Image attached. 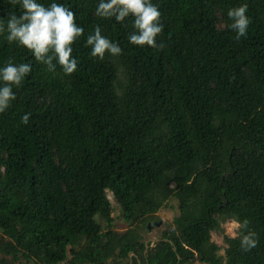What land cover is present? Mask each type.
I'll return each mask as SVG.
<instances>
[{
  "label": "trees",
  "instance_id": "16d2710c",
  "mask_svg": "<svg viewBox=\"0 0 264 264\" xmlns=\"http://www.w3.org/2000/svg\"><path fill=\"white\" fill-rule=\"evenodd\" d=\"M62 2L85 36L100 24L123 51L91 58L82 37L71 75L32 61L0 113L2 255L34 264L68 253L69 264H264V0H244L251 23L239 41L226 13L242 0H160L159 47L129 44L131 21L97 18L96 0ZM11 9L0 0V17ZM29 55L0 37V62ZM108 193L131 224L125 232L109 228ZM170 199L178 215L145 246L143 231ZM244 218L255 248L242 249L238 235H224L223 249L211 241L222 223Z\"/></svg>",
  "mask_w": 264,
  "mask_h": 264
},
{
  "label": "clouds",
  "instance_id": "9594fccd",
  "mask_svg": "<svg viewBox=\"0 0 264 264\" xmlns=\"http://www.w3.org/2000/svg\"><path fill=\"white\" fill-rule=\"evenodd\" d=\"M15 6L6 17H0V37L17 48L26 49L31 59L17 61L9 56L0 62V113H4L16 99L17 91L30 76L33 63L46 66L55 74L57 66L64 75H71L78 69V57L73 55L74 43L83 37L91 58L103 60L105 55L119 56L123 49L117 40L103 34L96 24L85 36L84 27L77 22L76 13L62 0H8ZM248 4L242 0L227 10V27L235 33L234 40L246 37L251 17ZM93 14L100 19H112L121 26L131 21L127 34L129 44L161 46L156 33L163 27L160 0H96ZM31 61V62H28ZM31 113H24L21 122L27 124ZM249 220L233 221L239 230L240 246L245 251L259 243L258 235L249 229Z\"/></svg>",
  "mask_w": 264,
  "mask_h": 264
},
{
  "label": "rangeland",
  "instance_id": "374dc122",
  "mask_svg": "<svg viewBox=\"0 0 264 264\" xmlns=\"http://www.w3.org/2000/svg\"><path fill=\"white\" fill-rule=\"evenodd\" d=\"M110 206H109V215L111 216V224H110V229L115 231V232H125L129 228H131L130 222L125 221L122 218L121 215V210L119 208V205L117 202L114 200L112 195L110 193L107 194ZM178 215V206L177 202L174 199H170L166 203H164L161 208L158 210V212L155 214L157 218H159L161 221H159L161 224L157 226L154 223H148L150 224V228L147 229V231H143L142 236H141V242L145 244V246L148 243L154 244L157 242L160 237L162 231L166 230L169 228V226L173 223V218ZM96 222L101 226L103 230H107L108 226L107 223L99 216L96 217ZM157 222V223H159ZM147 224V225H148ZM136 227L139 226V224L135 225ZM222 232H213L211 233V241L216 243L221 249L225 248L224 242H223V236H229V237H234V233H237V228L233 224V221L228 220L224 223L221 224ZM70 250V247L68 246V251ZM146 250H149L147 247ZM220 258L226 261L225 255L223 250L219 252ZM132 256V254H130ZM72 256L68 253L67 258L65 261L59 263V264H69V261H71ZM0 261L4 262V264H34L33 261H27L26 259L22 257H18L17 259H12L10 256H3L2 253L0 252ZM129 264L131 262L129 261V258L127 260ZM106 264H114L111 262V260L106 261ZM125 264V263H122ZM193 264H205L201 263L197 260H194Z\"/></svg>",
  "mask_w": 264,
  "mask_h": 264
},
{
  "label": "water",
  "instance_id": "95a60500",
  "mask_svg": "<svg viewBox=\"0 0 264 264\" xmlns=\"http://www.w3.org/2000/svg\"><path fill=\"white\" fill-rule=\"evenodd\" d=\"M154 224H156L157 226H159L161 223L159 222V223H154ZM149 228H150V224L147 225V229H149Z\"/></svg>",
  "mask_w": 264,
  "mask_h": 264
}]
</instances>
